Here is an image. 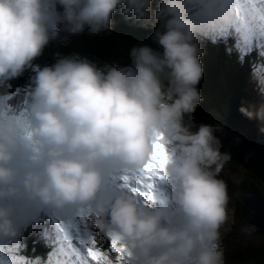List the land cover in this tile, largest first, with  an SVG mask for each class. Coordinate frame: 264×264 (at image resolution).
Wrapping results in <instances>:
<instances>
[{
	"label": "clouds",
	"instance_id": "obj_1",
	"mask_svg": "<svg viewBox=\"0 0 264 264\" xmlns=\"http://www.w3.org/2000/svg\"><path fill=\"white\" fill-rule=\"evenodd\" d=\"M59 19L71 33L110 31L112 14L155 26L149 45L131 49L132 64L102 72L86 58H61L35 77L30 118L0 113V198L21 206L47 204L73 216L95 200L106 213L99 226L118 235L132 264H227L220 228L227 219V186L218 178L220 124L193 129L185 122L202 96L204 49L197 34L233 20L232 0H57ZM46 0H0V75L17 74L49 41L55 12ZM249 119L264 122V104L241 105ZM264 132V127L260 129ZM168 141L170 199L148 208L136 195L106 186L114 169L133 176L151 158L154 139ZM29 158L14 163L20 152ZM22 177V181L18 178ZM13 206L0 203V236H12Z\"/></svg>",
	"mask_w": 264,
	"mask_h": 264
},
{
	"label": "trees",
	"instance_id": "obj_2",
	"mask_svg": "<svg viewBox=\"0 0 264 264\" xmlns=\"http://www.w3.org/2000/svg\"><path fill=\"white\" fill-rule=\"evenodd\" d=\"M159 3L160 0H152V9L156 10L159 7ZM123 7L124 5H119L117 10L112 14V27L110 31H102L95 35L89 34L86 31L84 37L65 34L61 31V36L58 37L56 41L53 38H49L48 43L44 46L41 53L35 57L33 62H31L35 63L37 74L43 67L51 66V64L54 65L61 58L79 60L84 56V58L94 63L98 69L105 72L107 70L106 66H114V64L118 62L116 54L125 53L131 57L130 52L134 46L149 45L154 50L162 52L161 46L153 39L155 26L145 27L142 26L141 22L136 21L134 18L125 16L121 11ZM61 10L62 8L59 7V11ZM242 12L245 17V25H248H246L247 27L244 26L245 30L257 26L253 21L254 17L246 8H242ZM259 22H262L264 27V20H260ZM238 28L240 29L239 25ZM79 50L80 53L78 56L77 53ZM210 50L213 49L211 48ZM224 50L226 49L224 48ZM207 53L208 51L206 54L204 53L205 56L203 54L200 57L201 62L207 65L206 71L203 72V77L197 85L199 92L201 88L205 89V87L211 86L217 95L222 88L226 87L228 92L224 95L223 99L231 94V92L237 91L247 98L251 105L254 99L250 97L248 93V88L250 86L247 80L248 67L246 65L241 66L233 63V59L229 57V53L227 52L225 54L223 50H219L220 55L217 54L214 60L209 59ZM248 62L253 64V58L248 57ZM36 76H29L28 78L32 87L35 85ZM221 76L224 77V81H220ZM9 89V87L0 84V97L6 96ZM22 93L25 94L24 89L22 90ZM214 99L216 103L220 101L217 96L214 97ZM21 101L22 98L20 97L11 99L9 102L14 106L11 104L10 106L17 108L15 106L19 105ZM213 101L214 100H212V102ZM30 102L31 99L25 103L28 110H30ZM208 106L209 105L200 101L194 113L185 114V122L192 123L197 120H202L205 123L213 124V114L209 113L212 108ZM255 120L257 121L259 130L264 127V122L257 119ZM262 133L264 134V132ZM221 151L223 152L222 148ZM229 159L235 161L231 156H229ZM235 162L237 163V161ZM245 169V173L240 177L241 183L239 187H236L234 184L229 186L228 194L230 200H228V203L233 206V209L235 206V199H237L235 194L237 190H242L243 192L252 191L264 197V182L252 170ZM219 174L218 178H221L219 177ZM86 217L87 226L94 231L93 233L96 234L99 244L102 247L110 249V234L99 226V219L101 218L99 214L96 211H88ZM245 225L246 224L241 223L239 228H242V226ZM251 229V231H255L252 227ZM51 239L47 227L30 232L28 243L34 248V256L30 255L29 259L21 261L20 264H42L45 257L43 251H46L49 248ZM230 254L232 257L231 260H234L235 262L238 260L245 264H264V243L236 245L231 250Z\"/></svg>",
	"mask_w": 264,
	"mask_h": 264
},
{
	"label": "rangeland",
	"instance_id": "obj_3",
	"mask_svg": "<svg viewBox=\"0 0 264 264\" xmlns=\"http://www.w3.org/2000/svg\"><path fill=\"white\" fill-rule=\"evenodd\" d=\"M54 0H46V6L48 4H50V2H53ZM235 2H240L242 8H246L250 14L254 17V22L256 23L257 26L259 27H263V23L259 22L260 20H264V0H251L253 7H254V12H251V10L249 9L250 7L246 6V3L244 0H232V3ZM48 8L51 9L50 6H47ZM57 12H55L53 20H52V25H61L60 23V19L59 16L56 15ZM240 29L241 30H245L244 26L245 25V17L243 15L242 17V22L239 24ZM63 30L67 31L66 26H61ZM214 31V30H213ZM240 31L238 30H234L232 31L230 34L228 35H224V34H219L216 36L211 37L212 40L209 41V36L206 35L204 37H200L202 42L205 43L206 41V48H207V56L209 59L214 60L215 56L219 54V50H223V52L226 54L228 51L224 50L225 45L228 44L232 38L231 36L234 37L235 40H237L239 38L240 35ZM213 50H210V49ZM243 55L245 57H252L253 60L256 62L255 63V67L259 68L263 66V63L261 62V57L264 53V45L263 43H258L255 46H246L244 47L243 51H242ZM206 56V57H207ZM233 63H236L237 65L241 64V63H245V61H243L240 58H233ZM227 88L224 87L222 88L216 95V93L214 92V90L212 89L211 86H207L204 88L200 89V94L202 96L201 101L204 102L205 104L209 105L208 107L212 108V110L209 112L211 114L214 113H219V106L221 105V103L224 101L223 97L224 95L227 93ZM233 94H239L237 91H233L231 92V95ZM230 95V96H231ZM250 97H252L255 102L253 101L252 104H255L256 107H259L260 105L264 104V99L255 96V94L250 91L249 92ZM220 100L219 102H215L214 97H216ZM242 96V95H241ZM243 100L246 101V103H248V99L245 98L244 96ZM249 98V97H248ZM212 100H214L212 102ZM215 102V103H214ZM223 108V107H222ZM223 117L225 118L224 114H219V116H214L213 115V119L216 122H218L219 120H222ZM205 122L202 120H197L195 122L190 123L193 127V129L198 128L201 124H204ZM244 167L239 164L238 162L236 163L235 161H231L229 158L224 162L223 167L220 171L219 177H221L220 179H222L227 186V195H228V200H230V196L228 194L229 192V186H232L233 184L236 185V187H239L240 183H241V175L244 172ZM246 170V169H245ZM170 188L167 190V195H170ZM245 192V191H244ZM252 192V191H251ZM255 193V192H254ZM165 194V190L163 191V193L158 194L156 196V200H152L151 202H149L150 204H154V208L156 207H161L162 203L165 202V200H163V196ZM257 194V193H256ZM237 201V204H236ZM241 200L235 199V206L233 209V206L228 203L227 201V219L225 221V223L221 226L220 228V233H221V243H222V247L225 250V257H226V261L227 264H245L241 261H234L231 260V250L236 246V245H244V244H248V243H264V235L257 232L251 224H249L245 218L243 217V215L241 214L240 211V207L238 205V203ZM19 214L18 216H16L19 219ZM63 219H65V216L63 217ZM244 223L246 224L245 226H242V228L240 227V224ZM251 227L255 230V231H251ZM251 230H250V229ZM17 232L15 235L12 236H6L5 237V242L4 243H0V252H2L3 254H5L8 257V260H6L5 262H3L2 264L5 263H9V264H20L21 261L27 260L30 258V256H28L26 254V252L23 250V248H20V251H18V253H14V250H17V245H20V241L23 240L21 237H18L19 232H20V228L17 227ZM87 238H82L81 239V243L84 245V250L85 253H79L77 254L76 251L79 250L77 247H75V249L73 250V255L77 258L82 260L81 262H79L78 260L73 261V263L70 264H94V261L91 260V258L88 256L87 253V246L84 243V241H86ZM99 247H101L98 244ZM44 248V247H43ZM102 248V247H101ZM71 249V248H70ZM72 250V249H71ZM102 250L107 251L106 249L102 248ZM127 250L131 253V255H129V259L126 258L125 256V261L126 264H132V252L127 248ZM64 251V250H62ZM65 252V251H64ZM66 253V252H65ZM43 254L45 255L46 252L43 251ZM52 254L53 251L51 248L47 249V255L44 257L43 259V263L42 264H66V261H60L62 263H59L58 260H54L53 262H51V258H52ZM110 257L114 260L115 259V253L114 255L110 252ZM229 259V260H228ZM87 260V261H86Z\"/></svg>",
	"mask_w": 264,
	"mask_h": 264
},
{
	"label": "water",
	"instance_id": "obj_4",
	"mask_svg": "<svg viewBox=\"0 0 264 264\" xmlns=\"http://www.w3.org/2000/svg\"><path fill=\"white\" fill-rule=\"evenodd\" d=\"M248 106L239 94L229 95L219 106V114H224L220 124L223 152H228L246 169L252 170L264 182V136L258 130L254 119H249L239 109ZM223 107V108H222ZM241 214L259 233L264 235V197L251 191L237 190Z\"/></svg>",
	"mask_w": 264,
	"mask_h": 264
},
{
	"label": "snow or ice",
	"instance_id": "obj_5",
	"mask_svg": "<svg viewBox=\"0 0 264 264\" xmlns=\"http://www.w3.org/2000/svg\"><path fill=\"white\" fill-rule=\"evenodd\" d=\"M168 141L163 133H157L154 139V151L149 161L140 168L133 176L125 175L122 180L125 182L124 187H127L134 195L147 196L148 200H155L153 188L157 180L166 181L167 163L169 160ZM135 181L147 191L141 192L140 188L136 187L130 181ZM147 203V202H145ZM83 219V218H82ZM87 227V221H84ZM121 238L118 235L110 234V249L105 251L98 246L97 236L92 231H88L87 239L84 243L87 246L88 256L94 261V264H126L125 255H131L127 250L126 245L122 244ZM110 252L115 253V259L110 257Z\"/></svg>",
	"mask_w": 264,
	"mask_h": 264
},
{
	"label": "bare ground",
	"instance_id": "obj_6",
	"mask_svg": "<svg viewBox=\"0 0 264 264\" xmlns=\"http://www.w3.org/2000/svg\"><path fill=\"white\" fill-rule=\"evenodd\" d=\"M247 25V24H246ZM248 26V25H247ZM246 26V27H247ZM20 207H21V209L23 210L24 208H25V206H21V204H20ZM17 212V211H16ZM18 214L20 215V213L18 212ZM16 222L18 223V224H20V219H18L17 217H16Z\"/></svg>",
	"mask_w": 264,
	"mask_h": 264
}]
</instances>
